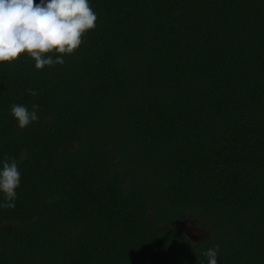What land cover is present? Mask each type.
Instances as JSON below:
<instances>
[{"label": "trees", "instance_id": "1", "mask_svg": "<svg viewBox=\"0 0 264 264\" xmlns=\"http://www.w3.org/2000/svg\"><path fill=\"white\" fill-rule=\"evenodd\" d=\"M89 3L62 65L0 63V264H264V0Z\"/></svg>", "mask_w": 264, "mask_h": 264}, {"label": "clouds", "instance_id": "2", "mask_svg": "<svg viewBox=\"0 0 264 264\" xmlns=\"http://www.w3.org/2000/svg\"><path fill=\"white\" fill-rule=\"evenodd\" d=\"M97 19L89 0H0V63H12L24 54L34 60L37 70L62 65V57L78 50L84 35L95 29ZM27 91L38 95L32 89ZM38 109L36 104L31 111L13 104L11 114L24 129L38 120ZM0 164V193L5 201L0 207L12 208L21 174L15 159L5 157ZM218 252L216 245L203 253L207 264H217Z\"/></svg>", "mask_w": 264, "mask_h": 264}, {"label": "rangeland", "instance_id": "3", "mask_svg": "<svg viewBox=\"0 0 264 264\" xmlns=\"http://www.w3.org/2000/svg\"><path fill=\"white\" fill-rule=\"evenodd\" d=\"M181 226L186 230L187 234L193 241H199L209 235V229L201 227L197 224L195 219L186 217L180 222ZM197 236H200L197 238Z\"/></svg>", "mask_w": 264, "mask_h": 264}, {"label": "flooded vegetation", "instance_id": "4", "mask_svg": "<svg viewBox=\"0 0 264 264\" xmlns=\"http://www.w3.org/2000/svg\"><path fill=\"white\" fill-rule=\"evenodd\" d=\"M200 236H197V238H199Z\"/></svg>", "mask_w": 264, "mask_h": 264}]
</instances>
